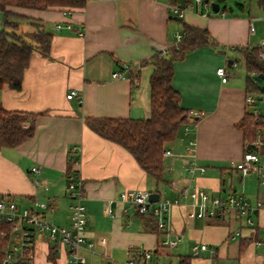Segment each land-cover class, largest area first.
<instances>
[{"label":"crops","instance_id":"1","mask_svg":"<svg viewBox=\"0 0 264 264\" xmlns=\"http://www.w3.org/2000/svg\"><path fill=\"white\" fill-rule=\"evenodd\" d=\"M172 1L87 0L76 9L10 7L17 14L13 20L18 31L32 32L41 25L51 34V45L49 56L31 55L20 90L0 88V107L35 114L30 138L15 147H0V196L11 197L20 208L47 201L54 209L46 218L69 226L73 200L67 176L78 175L87 212L86 240L93 243V249H81L86 264L120 261L140 250L152 251L160 264H264V208L246 215L228 213L219 221L202 219L195 217L194 202L187 198L169 208L166 229H159L155 216L151 221L120 199L122 192L136 189L157 192L159 200L174 199L182 188H201L210 198L243 196L252 204L264 198V168L247 176L232 168L249 143L237 127L249 111L246 74L232 69L244 63L241 48L256 47L264 39V4L244 0L236 2L234 11L222 7L221 0L219 12L213 13L211 6L188 2L184 18L178 19L168 10ZM185 24L206 28L214 44L174 62L172 86L181 106L202 115L187 120L177 138L165 145L172 152L163 155L168 184L156 187L128 151L88 128L85 118H147L153 67L141 63L174 45ZM218 67L226 70V82L216 74ZM115 72L124 76L114 78ZM71 89L79 91L80 99L66 97ZM29 124L22 122L24 127ZM258 129L264 134L263 127ZM189 140L194 141L192 157L185 156ZM187 160H195L204 171L189 173ZM33 166L41 171L32 173ZM175 238L173 247L162 244ZM201 244L207 250L194 255L192 247ZM53 247L44 235H36L33 264H66L65 250Z\"/></svg>","mask_w":264,"mask_h":264},{"label":"trees","instance_id":"2","mask_svg":"<svg viewBox=\"0 0 264 264\" xmlns=\"http://www.w3.org/2000/svg\"><path fill=\"white\" fill-rule=\"evenodd\" d=\"M86 1L0 0V13L3 16V28L0 29V88L7 85L13 90H20L31 55L37 52L49 56L51 45V34L41 25H36L32 32L18 31V23L13 20L17 14L10 7L76 9L84 7ZM258 1L264 4V0ZM183 30V38L169 47L168 54L163 56L161 52H156L141 63L153 67L149 79L150 112L147 118H85L88 128L128 151L142 170L154 180L156 187L168 184L165 178L164 147L177 138L190 115L181 106L180 94L172 86L174 62L198 47L214 45L206 28L185 24ZM240 52L246 71V93L264 91V58L260 57L259 47H243ZM257 75L262 76L260 81H254ZM133 76L130 75L131 78ZM34 118L35 114L32 113L8 111L0 107V147H15L30 138L34 133ZM24 121L30 122L28 127L22 126ZM237 127L242 131L244 141L250 142L256 139V130L264 128V124L262 119H256L247 111ZM146 214L153 221L154 215L150 209ZM215 220L219 221L220 218ZM0 264H3L1 243Z\"/></svg>","mask_w":264,"mask_h":264},{"label":"built area","instance_id":"3","mask_svg":"<svg viewBox=\"0 0 264 264\" xmlns=\"http://www.w3.org/2000/svg\"><path fill=\"white\" fill-rule=\"evenodd\" d=\"M188 2L201 4L204 8H209V2L205 0H173L168 5V10L171 15L178 19L184 18L185 5ZM253 26L250 30L253 31ZM183 38V34H177L176 40ZM259 54L264 58V39L259 43ZM164 56L168 54L167 49L161 51ZM125 68H128L127 66ZM216 74L222 82L227 81L228 74L224 67H218ZM124 76L122 73L115 72L113 77ZM256 81V79L254 80ZM66 97L79 98L80 93L75 89H71ZM246 106L256 119H262L264 124V112L260 105L264 104V91L259 93H248L245 96ZM202 113L193 112L189 115L188 121L199 118ZM189 131L188 125L184 127V134ZM261 129L257 130V138L249 142L244 149L242 157L239 161L232 164V168L240 172L241 176H247L251 173L264 168V160L261 157L262 149L264 148V139ZM194 149V141L189 140L185 147V156L192 157ZM163 155H172L169 149L164 148ZM185 168L189 173L195 171L203 172L204 167L199 166L195 160L185 161ZM31 172L36 174L41 170L38 166H33ZM264 181V180H263ZM35 183L42 189L48 190V186L41 179H37ZM66 188L73 203L70 206V225L61 226L50 222L46 218V213L53 211L54 207L47 201L35 200L27 206L20 208L17 202L11 197L0 196V243L2 246V262L3 264H13L17 262L33 264V248L35 237L38 234L52 242L54 245L53 251L65 250L67 255L66 264H86L85 257L81 254V249L84 247L89 250L93 249V243L86 240L85 226L87 221L86 207L83 203V185L78 175L69 173L67 176ZM150 191L146 189H136L125 191L120 194L121 201L129 203L139 213H146L150 206L148 198ZM190 198L194 202L195 217L215 219L221 218L225 214L235 213L238 215H246L248 212L257 211L264 208V198L258 199L254 204L250 203L243 196L230 194L226 197L215 196L210 198L201 188L189 190L182 188L180 196L174 199H162L156 202V206L152 208V213L156 218L159 229H166V215L172 205L179 204L182 200ZM108 213L112 215L111 210ZM248 224H252V220L247 217ZM237 232L236 234H238ZM177 238L167 240L162 244L174 246L177 243ZM207 245H195L192 247V252L197 255L199 250H207ZM214 252V250H211ZM104 264H160L152 251L140 250L128 253L127 259L123 262L112 258L105 260Z\"/></svg>","mask_w":264,"mask_h":264},{"label":"rangeland","instance_id":"4","mask_svg":"<svg viewBox=\"0 0 264 264\" xmlns=\"http://www.w3.org/2000/svg\"><path fill=\"white\" fill-rule=\"evenodd\" d=\"M215 0H209V2H213ZM236 2L237 3H242L244 2V0H223L221 6L223 7V5H227V7H231L234 11H237V5H236ZM233 71H242L244 74H246V71H245V66H244V63H242V61H239V64L236 68L232 69ZM261 109L263 110L264 112V104H261L260 105ZM162 188V187H161ZM163 190V189H161ZM161 194H163V192H161ZM126 258H121L120 262H123ZM43 264H49L48 262H44Z\"/></svg>","mask_w":264,"mask_h":264},{"label":"water","instance_id":"5","mask_svg":"<svg viewBox=\"0 0 264 264\" xmlns=\"http://www.w3.org/2000/svg\"><path fill=\"white\" fill-rule=\"evenodd\" d=\"M205 1L208 2V0H205ZM210 6H211V10L213 13L219 12V9H220L219 2H211ZM228 63L230 64V61H228ZM229 64H227V66H229ZM261 78H262L261 75L255 76V79L258 81H260ZM158 200H159V194L157 192L150 193L149 198H148L149 204H154V203L158 202Z\"/></svg>","mask_w":264,"mask_h":264}]
</instances>
